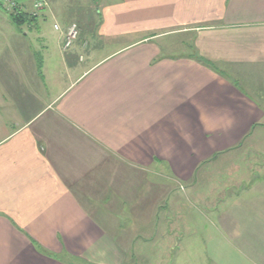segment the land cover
Returning <instances> with one entry per match:
<instances>
[{
	"label": "crops",
	"instance_id": "obj_1",
	"mask_svg": "<svg viewBox=\"0 0 264 264\" xmlns=\"http://www.w3.org/2000/svg\"><path fill=\"white\" fill-rule=\"evenodd\" d=\"M44 1L40 46L0 75V264H124L123 219L127 230L149 174L194 196L201 167L264 128V0H108L68 50L72 19ZM232 196L216 219L245 230L226 245L264 264L246 213L264 190Z\"/></svg>",
	"mask_w": 264,
	"mask_h": 264
},
{
	"label": "rangeland",
	"instance_id": "obj_2",
	"mask_svg": "<svg viewBox=\"0 0 264 264\" xmlns=\"http://www.w3.org/2000/svg\"><path fill=\"white\" fill-rule=\"evenodd\" d=\"M40 1L34 0L28 12L22 11L27 8L21 4L22 9L18 11L31 15L33 4ZM107 1L61 0L66 17L72 19L62 30L73 23L77 25L78 35L86 26L96 29L97 9ZM33 21L16 28L10 23L8 13L0 11V75L9 74V64L28 58V53L32 52L31 47L40 46L41 41L34 30L37 28ZM53 23V19L46 16L45 21L39 24L55 44L57 33L52 28ZM148 176V187L143 186V190L134 198V203L139 202L138 197L141 195L147 194V198L142 197L141 205L133 203L128 206L135 221L127 230L126 224L129 223L123 219L124 231L128 235L124 238L126 244L117 245V248L125 255L124 264H244L239 259L234 242L228 246L225 242L226 239L232 240L237 233L241 235V231L245 230L243 222L239 223L241 227H234L229 232L220 228L216 211L220 212L224 207L221 203L224 191H229L232 196L241 189L264 190V128L256 129L236 151L223 155L213 164L201 167L196 174V186L190 185V189H194L192 193L196 194L194 196L179 190L168 194L165 188L169 182L159 176ZM254 199L256 202L247 208L246 213L255 218L257 235L263 233L261 240L264 243V197ZM208 202L216 204L214 211L210 209L212 206L204 207ZM160 203L162 209L157 208ZM134 206L141 208L142 212L135 210ZM252 207H257L258 211L254 212ZM100 216L98 219L101 226L109 222L107 213L101 212ZM136 225L140 228H135ZM255 227L250 225V229L255 230Z\"/></svg>",
	"mask_w": 264,
	"mask_h": 264
},
{
	"label": "built area",
	"instance_id": "obj_3",
	"mask_svg": "<svg viewBox=\"0 0 264 264\" xmlns=\"http://www.w3.org/2000/svg\"><path fill=\"white\" fill-rule=\"evenodd\" d=\"M47 3L44 0H41L38 3L33 4V11L31 12V15H36L38 11L43 10L46 8ZM22 5L17 0H0V11L6 12V13H15L18 11L19 8H21ZM22 9V8H21ZM24 8L22 9V11ZM21 11V10H20ZM54 30L59 31L60 28L58 25L54 26ZM62 48L63 50H68L73 46V43L78 38V28L76 24H70L67 26L64 31H62Z\"/></svg>",
	"mask_w": 264,
	"mask_h": 264
},
{
	"label": "trees",
	"instance_id": "obj_4",
	"mask_svg": "<svg viewBox=\"0 0 264 264\" xmlns=\"http://www.w3.org/2000/svg\"><path fill=\"white\" fill-rule=\"evenodd\" d=\"M9 20L16 28L32 22L36 17L32 15L24 14L22 11H16L15 13H9Z\"/></svg>",
	"mask_w": 264,
	"mask_h": 264
}]
</instances>
